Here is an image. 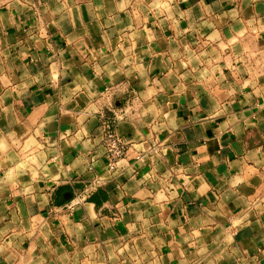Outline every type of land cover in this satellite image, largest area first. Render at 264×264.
Wrapping results in <instances>:
<instances>
[{
  "label": "crops",
  "instance_id": "0c3cea01",
  "mask_svg": "<svg viewBox=\"0 0 264 264\" xmlns=\"http://www.w3.org/2000/svg\"><path fill=\"white\" fill-rule=\"evenodd\" d=\"M0 264H264V0H0Z\"/></svg>",
  "mask_w": 264,
  "mask_h": 264
},
{
  "label": "built area",
  "instance_id": "2783aa9c",
  "mask_svg": "<svg viewBox=\"0 0 264 264\" xmlns=\"http://www.w3.org/2000/svg\"><path fill=\"white\" fill-rule=\"evenodd\" d=\"M101 145L107 168L112 172L116 169L118 161L125 155L126 144L111 127L106 126Z\"/></svg>",
  "mask_w": 264,
  "mask_h": 264
}]
</instances>
